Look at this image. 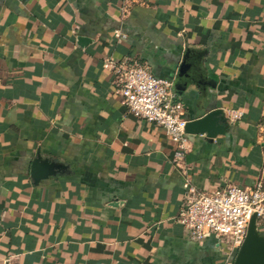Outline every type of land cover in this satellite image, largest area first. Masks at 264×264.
Here are the masks:
<instances>
[{
    "label": "crops",
    "instance_id": "crops-1",
    "mask_svg": "<svg viewBox=\"0 0 264 264\" xmlns=\"http://www.w3.org/2000/svg\"><path fill=\"white\" fill-rule=\"evenodd\" d=\"M188 49L211 84L176 100L187 121L222 110L226 132L189 135L178 161L122 104L113 67L174 83ZM39 154L61 169L35 184ZM258 182L264 0H0V264H227L222 239L178 222L185 184Z\"/></svg>",
    "mask_w": 264,
    "mask_h": 264
},
{
    "label": "built area",
    "instance_id": "built-area-1",
    "mask_svg": "<svg viewBox=\"0 0 264 264\" xmlns=\"http://www.w3.org/2000/svg\"><path fill=\"white\" fill-rule=\"evenodd\" d=\"M117 74V92L122 104L138 119L163 129L175 145L176 158L182 161L188 152L189 135L185 107L176 100L173 83L154 76L142 63L113 67ZM236 121L237 114L230 116ZM186 196L178 222L193 240L214 235L226 243L227 264H234L243 245L251 220L264 223V184L247 189L231 186L221 191L205 192L185 184Z\"/></svg>",
    "mask_w": 264,
    "mask_h": 264
},
{
    "label": "water",
    "instance_id": "water-1",
    "mask_svg": "<svg viewBox=\"0 0 264 264\" xmlns=\"http://www.w3.org/2000/svg\"><path fill=\"white\" fill-rule=\"evenodd\" d=\"M80 42L86 44L88 41L80 38ZM201 61V55H195L189 49L186 51L177 78L173 83L175 96L176 93L186 91L192 82L199 87L211 84L202 69ZM186 130L190 135L206 134L209 138L223 135L226 132L224 113L220 109L212 110L199 119L188 121ZM59 169L61 165L43 159L39 154L33 163V182L39 184L50 176H55ZM234 264H264V235L259 230L257 216L251 220L247 237L235 257Z\"/></svg>",
    "mask_w": 264,
    "mask_h": 264
}]
</instances>
